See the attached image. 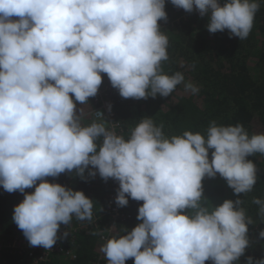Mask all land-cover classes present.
Segmentation results:
<instances>
[{"label": "clouds", "instance_id": "obj_1", "mask_svg": "<svg viewBox=\"0 0 264 264\" xmlns=\"http://www.w3.org/2000/svg\"><path fill=\"white\" fill-rule=\"evenodd\" d=\"M171 3L208 17L209 32L228 30L240 40L251 33L261 6L257 0ZM165 4L0 0V185L24 193L13 221L31 246L50 250L61 224L92 220L93 200L83 191L45 179L73 170L84 177L92 166L89 176L119 181V206L129 197L143 201L142 222L101 246L108 264L130 258L134 264H235L249 247L254 221L243 200H225L209 211L201 205L202 181L219 174L235 194L250 192L257 167L247 157L264 155V134L249 136L242 124L212 121L206 134L166 137L163 125L144 118L125 139L105 120L85 126V109L77 112L76 102L86 105L97 95L102 73L123 98L168 97L181 84L185 93L199 92L182 72H163L169 41L158 22L167 19ZM253 203L264 219V200ZM247 264H264V258L249 257Z\"/></svg>", "mask_w": 264, "mask_h": 264}, {"label": "trees", "instance_id": "obj_2", "mask_svg": "<svg viewBox=\"0 0 264 264\" xmlns=\"http://www.w3.org/2000/svg\"><path fill=\"white\" fill-rule=\"evenodd\" d=\"M257 2L261 6L256 13L251 33L246 39L240 40L228 30L209 32L206 16L189 12L188 17L183 18L171 0H166V20L171 24L161 29L169 41V59L162 62L163 72L170 76L177 71L182 72L185 81L193 82L199 92L196 95L185 93L181 84L168 97L157 95L155 98L149 96L147 99L137 100L123 98L118 89L113 88L111 100L116 111L115 119L121 124L125 139L130 137L131 131L144 118H151L156 126L163 125L162 131L166 137L182 135L185 131L206 134L212 121L223 126L242 124L249 136L264 134V0ZM104 80L103 84L111 83L107 74H104ZM94 98L95 96L90 97L86 105L76 102L78 113L81 108L85 109L82 121L85 126L93 121L100 122L87 114L95 106ZM106 127L112 131L107 124ZM101 142L102 138L97 141L98 144ZM212 151L214 150H209L210 160ZM247 159L257 167V182L250 192L235 194L219 174L215 177L205 176L202 181V206L212 211L225 200L242 199L246 215L254 221L248 226L249 247L235 264H247L249 257L253 261L264 258V238L259 236L260 231L264 230V219L259 215L258 205L253 203L256 198L264 200V155L257 153ZM91 170L92 166H89L84 177L76 175L73 170L71 173L66 171L58 177L45 179L83 191L93 200L92 219L101 217L100 222L104 225L107 220L106 203L113 187L112 178L105 181L98 173L93 178L88 175ZM33 191L34 187L25 190L26 193ZM23 199L24 193H9L0 185V237L4 240L0 249V264H34L32 259L21 256L17 251L11 252L8 248L9 241L23 233L13 221L14 208ZM142 204L143 201L129 197L125 209L130 217L116 223L110 238L126 235L142 222L137 219L138 209ZM189 212L190 210H184V214ZM72 220L83 224L90 222L80 221L75 217ZM73 240L67 242L77 255V259L71 264H92L102 253L100 248L105 244L97 229L90 227L78 228ZM103 257L108 264L104 254ZM55 264H68V260L59 258ZM126 264H134V258L128 259Z\"/></svg>", "mask_w": 264, "mask_h": 264}, {"label": "built area", "instance_id": "obj_3", "mask_svg": "<svg viewBox=\"0 0 264 264\" xmlns=\"http://www.w3.org/2000/svg\"><path fill=\"white\" fill-rule=\"evenodd\" d=\"M226 1L221 0L220 3L223 5ZM176 10L181 12L183 18H187L189 12L184 10L183 8L176 7ZM200 15L197 10H193ZM160 28L163 29L171 22L167 20H160L159 22ZM102 84L98 90L97 95L94 98V108L89 111L87 114L93 116L94 118L102 121H106L107 125L115 131L117 135L123 136V129L121 124L116 121V111L112 104L111 96L113 91V86L111 83L106 82L103 84L104 74L102 73ZM101 112V113H99ZM124 137V136H123ZM113 187L112 192L110 194L109 199L106 203V217L107 220L104 222V225L101 224V217L93 218L90 222L83 224L81 222L71 221L69 225L61 224L58 230L57 243L50 249L46 250L42 246H31L29 241L26 239L23 233L18 234V236L14 237L9 241L8 248L11 252L17 251L21 256L32 259L34 264H55L56 261L60 258H64L68 260V264H71L72 261L77 259V255L73 247L68 244V241L75 240L76 232L78 228L90 227L92 229H97L98 234L101 239L106 243L110 236L112 235L115 225L118 221L126 220L130 217V214L126 211L125 206L121 207L116 203V197L118 195L119 189V181L112 179ZM67 231L68 236L66 238L63 237V233ZM73 240V241H74ZM4 245V240L0 237V249H2ZM103 254H99V256L92 262V264H106L103 259ZM205 264H213V261L208 260Z\"/></svg>", "mask_w": 264, "mask_h": 264}, {"label": "crops", "instance_id": "obj_4", "mask_svg": "<svg viewBox=\"0 0 264 264\" xmlns=\"http://www.w3.org/2000/svg\"><path fill=\"white\" fill-rule=\"evenodd\" d=\"M100 122H102V120H100ZM107 124V123H106Z\"/></svg>", "mask_w": 264, "mask_h": 264}]
</instances>
